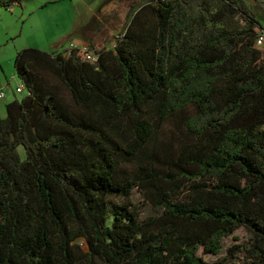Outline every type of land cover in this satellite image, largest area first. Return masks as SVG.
Instances as JSON below:
<instances>
[{"label": "trees", "instance_id": "obj_1", "mask_svg": "<svg viewBox=\"0 0 264 264\" xmlns=\"http://www.w3.org/2000/svg\"><path fill=\"white\" fill-rule=\"evenodd\" d=\"M263 28L246 0H142L95 64L20 51L0 264H264ZM240 229L230 261L205 259Z\"/></svg>", "mask_w": 264, "mask_h": 264}, {"label": "rangeland", "instance_id": "obj_2", "mask_svg": "<svg viewBox=\"0 0 264 264\" xmlns=\"http://www.w3.org/2000/svg\"><path fill=\"white\" fill-rule=\"evenodd\" d=\"M140 1L24 0L21 6L12 10L0 8V93L6 96L0 99V115L7 114L9 103L23 98V94L16 92L19 78L15 59L20 51L32 48L49 53L63 52L69 49L72 41L79 40L96 49L113 48L112 44L121 34L132 8ZM246 1L264 23V0ZM258 48L264 51V45ZM21 153L25 156L23 148ZM131 201L143 218L155 214L138 190L133 192ZM251 237L247 230L240 229L225 239L220 255H208L205 259L210 263L224 259L230 261L229 250L235 245L249 244Z\"/></svg>", "mask_w": 264, "mask_h": 264}, {"label": "built area", "instance_id": "obj_3", "mask_svg": "<svg viewBox=\"0 0 264 264\" xmlns=\"http://www.w3.org/2000/svg\"><path fill=\"white\" fill-rule=\"evenodd\" d=\"M264 45V28L262 32L260 33L259 39H258V46ZM69 51H78L79 55L84 58L85 61L90 62L92 64H95L98 61V56L96 52L91 48V46L87 43L83 42H76L72 41L69 46ZM25 85L20 84L17 88L16 92L18 94H22L25 92ZM4 93H0V99H5Z\"/></svg>", "mask_w": 264, "mask_h": 264}, {"label": "crops", "instance_id": "obj_4", "mask_svg": "<svg viewBox=\"0 0 264 264\" xmlns=\"http://www.w3.org/2000/svg\"><path fill=\"white\" fill-rule=\"evenodd\" d=\"M76 42H77V41H76ZM79 42H82V41L79 40ZM11 99H13V98H11ZM2 117H6V115H5V116H2Z\"/></svg>", "mask_w": 264, "mask_h": 264}]
</instances>
